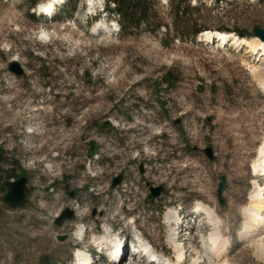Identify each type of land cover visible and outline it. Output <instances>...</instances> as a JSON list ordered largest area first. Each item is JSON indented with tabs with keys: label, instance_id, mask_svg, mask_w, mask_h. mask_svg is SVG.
Masks as SVG:
<instances>
[{
	"label": "rangeland",
	"instance_id": "374dc122",
	"mask_svg": "<svg viewBox=\"0 0 264 264\" xmlns=\"http://www.w3.org/2000/svg\"><path fill=\"white\" fill-rule=\"evenodd\" d=\"M46 1L0 0V97L8 78L26 94L12 104L0 100V179L28 177L19 207L6 204L0 188V264H76L78 250L90 252L92 264H110L97 248L106 229L111 239L122 229L125 243L148 241L157 254L176 257L167 211L179 214L176 232L190 234L177 242L182 261L171 264H264L256 237L242 234L250 194L264 188L263 171L252 167L264 146V84L254 71H264V54L239 42L254 41L253 26L264 28V0H180L176 21L170 12L178 0H144L147 18L136 25L121 24L116 13L97 16L106 0L93 8L66 0L46 20ZM204 31L229 40L212 42ZM13 61L21 74L10 70ZM79 88L81 98H96L90 109L78 108ZM38 106L53 110L36 129L31 107ZM54 130L73 136L69 148L48 140L38 155L29 150ZM221 173L223 205L216 198ZM159 185L160 194L149 197ZM120 198L131 212L101 223V207ZM79 206L83 222L76 221ZM66 207L73 216L56 224ZM205 211L221 230L220 249L208 253L213 224ZM126 248L121 264L132 261Z\"/></svg>",
	"mask_w": 264,
	"mask_h": 264
},
{
	"label": "bare ground",
	"instance_id": "6f19581e",
	"mask_svg": "<svg viewBox=\"0 0 264 264\" xmlns=\"http://www.w3.org/2000/svg\"><path fill=\"white\" fill-rule=\"evenodd\" d=\"M54 1H56V0H53V1L50 0L46 5L43 6V11L46 12V16H50L51 17L53 15V12H54L53 7H54V3H55ZM60 1H62V0H59V2ZM86 1H87L88 5H90V7H92V8L97 6L95 3H99L100 2V0H86ZM46 7H47V9H45ZM40 8H41V6H40ZM51 9H52V11H51ZM99 24H101V23H99ZM101 28H102L101 26H97L96 25L93 28V32L94 31H95V33L99 32ZM101 34H102V32H101ZM103 34H105V33H103ZM204 36H206L207 39L208 38L212 39V42H214V40L215 41L216 40L217 41L220 40L221 41L220 43L224 42V44L227 43L226 41L229 40L228 34H225V33L220 32V31H217V32L204 31ZM253 36H255V35H253ZM253 40L254 41L249 42L248 40L242 38V39L239 40V42L242 43V44H247L249 46V48L251 49V51L260 50L261 54H264V40L260 39L258 36H255V38ZM256 68L254 69V71L258 75L257 77L261 78V80H263V84H264V74H261L264 71L262 72L261 69L257 70ZM32 84H35V82H32ZM81 93H82V90L80 88L77 89L76 93H75L76 98H80L79 106L77 105L78 108L83 107V106H88L89 109H90V105L92 104V102H94V99H96V98L93 95H91V96L88 95L86 97L81 98ZM25 95L23 94V91L19 88L18 83L14 82V81H12V80H10L8 78V81L3 86L2 97H0V100L3 101V102L9 101L11 103L13 100H16L18 98H22V99L25 98ZM73 99H74V97H73ZM47 101H49V100H47ZM23 102L24 101L21 100V103H23ZM41 103L45 104V101H42ZM25 104H27V102ZM21 105H23V104H21ZM39 105H41V104H39ZM27 106H26V108H27ZM55 108H56V106H55ZM52 110H53V108L48 109L46 107H41V106H38V107H35V108L31 107V115H33V117L32 118L30 117V118L35 120L36 129H38L39 127L42 126L37 121L39 119H41V118H44V119H46V117L48 118V115H51ZM51 130H52V128H51ZM49 132H50V136H46V135H44V133L42 134L43 138H45V139H44V141L41 140L42 141L41 145H36V146L35 145L34 146L31 145V146H29V150L32 149L33 150V154L38 155L37 152L40 150L41 146L46 143L45 141H48V140H53L54 143L60 144L63 150L66 149V148H69L71 146V144L73 142L72 141V137L73 136H66V135H59V134L55 135L54 134L56 132L55 130L54 131H49ZM132 143H133V140H132ZM58 144H57V146H58ZM52 167H53V169H51V170L54 171L55 164ZM252 167H253V171L254 172L263 171V173H264V146H262L260 148L259 157L254 161ZM256 187H257V190L252 191V193L250 194L248 206H246L244 208V210H243V212H244L243 214L245 215L247 220L243 224L244 228H243V233L242 234L244 235V237L252 236V235H253V237L254 236L256 237L255 247H256V250L258 252H261V255H262V254H264V250L262 249V247L264 246V196H263V193H262L264 188H261V186L259 187V185L256 186ZM124 202L125 201L120 198L119 202L116 203V204H104L101 207V210L103 211V213H102L101 217L99 218V221L101 223H103L104 225L106 223H111V222H114V221H117V222L121 221V219H123L120 216L122 210L125 211V212H128V213L131 212L130 208L125 207V208L122 209V207H124V206H122V204ZM200 206L203 207L204 205L198 204L196 209H199ZM78 209H79L78 211H80V212L77 214V220L76 221L77 222H83L84 221V219H83V210H81V206H79ZM201 209L202 208H200V210ZM108 212H112L113 216L109 217L108 215L111 214V213L108 214ZM205 212H207V211H205ZM178 215L179 214L177 213V211H173V212L172 211H169V212L167 211L165 216H164V219H165L164 222H166V225L168 226L169 229H172L171 235H170V237L168 239L169 241H167V242L170 245L173 246V249L175 250V253H176L177 263H180L182 261V259H183V256H184V249L179 246V243H177L178 239L180 237H182V236L188 237L190 234L187 233V232H185L184 234H183V232H179V233L176 232L177 229H178L177 226H178V224H180V221H179L180 218L178 217ZM203 218H205V219L207 218L208 222L213 224V228H212L213 230H211V232L209 233V238H210V240L212 242V248L211 249H209V248L207 249L206 248L205 250H203V251H205V253H208L210 250L214 251V250L220 249V240H219V238L221 236V230L219 228V232H218L217 230L214 229L218 225H215V219L213 218L211 213L207 212V214L205 216H203ZM134 222H135V220L132 219L131 223L133 224ZM112 225H113V223H112ZM155 229L156 228H153L152 232L156 231ZM106 232H107L106 233L107 237L105 236L102 241L98 240L97 241V247H100L103 244L104 240H105L104 243H105V245L107 246L108 249H114V248H118L119 247V249H120L119 256L117 257V259H115V261L113 263L111 262L110 264H121L123 262V259H124V257L122 258V252H121L122 246H123V250H124V248L126 246L125 244L124 245L122 244V242H123L122 241V236L124 235L122 233H124V231L122 229L118 230V232H116L118 234V237L117 238H112V239L109 238L108 236H112L113 230L112 231L111 230L107 231V229H106ZM77 239H79L82 242L84 239L86 240V236L80 235V236L77 237ZM137 240L138 239L135 238L136 242H137ZM136 242H135V244H136ZM144 242H146V245L149 244L151 246L150 242H148V241H144ZM118 244H122V246L118 245ZM130 244H132V243H130ZM149 245H147V247ZM140 247L142 248L141 244H140ZM136 250L137 249H136V247L134 245L132 252H135ZM131 257H132V261H131L130 264H156L158 262L161 263V264H171V262H172V261H170V263H169V261L161 260V258H159V261L147 260V261H144L143 263H140L139 262L140 258L142 259L140 254H134V255H131ZM75 258H76V264H92V259H91L90 255L88 253H86L85 251H83V250H80V251L78 250L75 253ZM201 260H202L201 257L197 258V262H199Z\"/></svg>",
	"mask_w": 264,
	"mask_h": 264
},
{
	"label": "water",
	"instance_id": "95a60500",
	"mask_svg": "<svg viewBox=\"0 0 264 264\" xmlns=\"http://www.w3.org/2000/svg\"><path fill=\"white\" fill-rule=\"evenodd\" d=\"M252 31H253V35L258 36L260 39L264 40V28H260L255 25L253 26ZM9 68L10 70H12L13 72L17 74L22 73V69L16 61L11 62L9 65ZM177 122L178 120L175 121V123ZM203 151L209 159H213L214 152L210 146H206ZM218 178H219V181L216 187V198L219 204L223 205L224 198H223L222 192L226 185L225 175L221 173L218 175ZM120 179H121L120 175L114 177L112 179V185L118 184L120 182ZM27 181H28V177L26 175H19L15 179L2 180L1 184H2V187L4 188V192L2 196L3 201L11 207L21 206L27 197V192H26ZM149 190H150V193L148 194V196L151 198H154L160 194L162 190V186L160 185L156 187L150 186ZM68 194L70 196H73L74 191L73 190L68 191ZM72 216H73V211L70 208L66 207L63 209L61 214L55 218V223L60 224L63 218H71ZM69 237L70 235L68 234V238ZM56 238L61 241L65 239V236L62 234H58Z\"/></svg>",
	"mask_w": 264,
	"mask_h": 264
},
{
	"label": "trees",
	"instance_id": "16d2710c",
	"mask_svg": "<svg viewBox=\"0 0 264 264\" xmlns=\"http://www.w3.org/2000/svg\"><path fill=\"white\" fill-rule=\"evenodd\" d=\"M106 2L107 4L105 5V7L118 15L121 24L136 25L140 20L147 18V10L145 8L144 0H106ZM109 3H113L112 8L109 7ZM179 6L180 0L176 2V6H172V10L170 12L171 15H173L174 21L180 18V10L182 11V9H180ZM203 29L206 28H197L193 30L192 34L196 35ZM1 182L2 179H0V188L3 189Z\"/></svg>",
	"mask_w": 264,
	"mask_h": 264
}]
</instances>
